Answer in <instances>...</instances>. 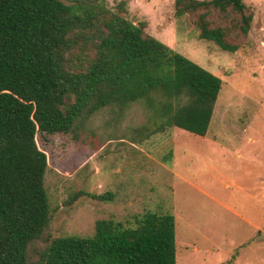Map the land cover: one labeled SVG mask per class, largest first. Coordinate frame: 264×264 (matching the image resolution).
I'll return each mask as SVG.
<instances>
[{
  "label": "trees",
  "instance_id": "trees-1",
  "mask_svg": "<svg viewBox=\"0 0 264 264\" xmlns=\"http://www.w3.org/2000/svg\"><path fill=\"white\" fill-rule=\"evenodd\" d=\"M106 0H0V264H176L171 211L147 210L134 224L96 221L92 236H60L36 250L51 222L45 186L57 136L115 105L142 103L147 136L178 127L209 132L223 80L128 18ZM176 15L197 13L201 39L235 52L231 29L248 34L244 0H176ZM231 11L230 27L209 15ZM111 200L114 194H92ZM73 197L70 202L75 200Z\"/></svg>",
  "mask_w": 264,
  "mask_h": 264
},
{
  "label": "rangeland",
  "instance_id": "rangeland-1",
  "mask_svg": "<svg viewBox=\"0 0 264 264\" xmlns=\"http://www.w3.org/2000/svg\"><path fill=\"white\" fill-rule=\"evenodd\" d=\"M122 2L130 20L223 80L209 132L147 136L150 112L135 103L57 136L45 179L51 222L32 256L56 237L92 236L98 219L134 224L152 210L175 215L176 264H264V0H244L253 19L248 34L231 29L235 52L201 39L198 14L177 16L176 0H106ZM240 18L209 15L213 27ZM109 192L111 200L92 197Z\"/></svg>",
  "mask_w": 264,
  "mask_h": 264
},
{
  "label": "crops",
  "instance_id": "crops-1",
  "mask_svg": "<svg viewBox=\"0 0 264 264\" xmlns=\"http://www.w3.org/2000/svg\"><path fill=\"white\" fill-rule=\"evenodd\" d=\"M199 136H200V135H199ZM174 137H175V138H174V145H173V146H174V148H175V146H176V142L178 141V139H177V138H178L177 133H175ZM261 195H262V197L264 198V191L261 192Z\"/></svg>",
  "mask_w": 264,
  "mask_h": 264
}]
</instances>
